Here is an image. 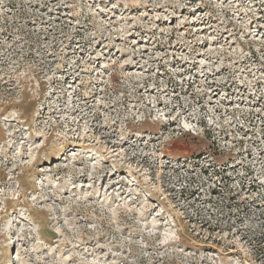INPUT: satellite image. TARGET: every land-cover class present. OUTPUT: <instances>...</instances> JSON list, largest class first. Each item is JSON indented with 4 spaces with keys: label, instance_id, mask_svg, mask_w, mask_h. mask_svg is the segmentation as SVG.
<instances>
[{
    "label": "clouds",
    "instance_id": "clouds-1",
    "mask_svg": "<svg viewBox=\"0 0 264 264\" xmlns=\"http://www.w3.org/2000/svg\"><path fill=\"white\" fill-rule=\"evenodd\" d=\"M182 8L237 47L202 65L199 38L163 27ZM261 11L0 0V264H264V40L243 39Z\"/></svg>",
    "mask_w": 264,
    "mask_h": 264
},
{
    "label": "rangeland",
    "instance_id": "rangeland-1",
    "mask_svg": "<svg viewBox=\"0 0 264 264\" xmlns=\"http://www.w3.org/2000/svg\"><path fill=\"white\" fill-rule=\"evenodd\" d=\"M133 7H138V5H134ZM65 12L69 11V9H65ZM115 11V10H114ZM179 15L173 16L171 20L165 19L163 22V27L175 29L176 32L183 36L184 40H195L199 38V45L198 47L201 49V52L197 56V59L200 60V63L207 64V61L202 59V56L205 52H211L216 48L223 49L225 46V43L227 42L232 46V49L234 50L237 47L236 39L232 36H229L227 31H222L220 37L216 36V33L212 30L210 25L203 21H198L195 18V15L190 14L188 8H182L178 10ZM193 13L203 15V12L200 9H194ZM12 13H9L11 15ZM136 13H130V15H135ZM3 13L0 12V16H2ZM102 17H104V14H101ZM119 14L116 13L113 16V19H116ZM259 16H264V11H261L257 17L256 21H252L249 25L250 29H254L257 35L253 37L251 35V32L248 36H245L244 40L249 39H256V40H264V21H261L259 19ZM182 17H184L182 19ZM209 20L212 21V24L215 25L218 23L215 21L212 17H208ZM3 21L0 20V23ZM131 23V21H130ZM160 21L157 20V24L160 25ZM140 32V29L137 25L132 24V28L129 31V34L127 36L128 40L136 41L135 47L137 48H143L144 56L147 57L149 52V47L152 46V43L148 38L140 39V37L137 35V33ZM143 35V33H141ZM120 43L119 38H117V44ZM168 47L167 51L170 53L175 54L173 56V60L179 59V53L177 52V47L180 44V41L177 39L176 36H173L170 41L165 42ZM99 47V45L97 46ZM155 47L159 51H164L165 47L162 44H155ZM112 51L118 53V49H112ZM187 51V49H185ZM264 51V49H262ZM124 59H127V54H124ZM224 67L222 65L216 67V75L219 77L220 73L224 71ZM191 71V69L189 70ZM264 71V70H262ZM162 74V73H161ZM195 75L198 77L199 72L195 73ZM209 75H211V72H209ZM242 87V86H241ZM101 91H103V88H101ZM97 103H99V99L97 100ZM230 106V105H229ZM211 167V166H210ZM234 167L233 164H228L225 168V171L223 173H217V175L214 177L216 180H218L221 184H224L226 181L231 180V176L229 175L230 170ZM208 173L206 172V175ZM218 194V189L213 188L212 195L215 196ZM214 243L212 241L209 242V247H211V244ZM215 252H212L211 255H215ZM231 255V253H229Z\"/></svg>",
    "mask_w": 264,
    "mask_h": 264
}]
</instances>
